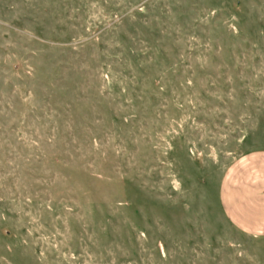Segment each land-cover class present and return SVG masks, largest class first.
<instances>
[{
  "label": "rangeland",
  "instance_id": "1",
  "mask_svg": "<svg viewBox=\"0 0 264 264\" xmlns=\"http://www.w3.org/2000/svg\"><path fill=\"white\" fill-rule=\"evenodd\" d=\"M257 153L264 0H0V264H264Z\"/></svg>",
  "mask_w": 264,
  "mask_h": 264
},
{
  "label": "crops",
  "instance_id": "2",
  "mask_svg": "<svg viewBox=\"0 0 264 264\" xmlns=\"http://www.w3.org/2000/svg\"><path fill=\"white\" fill-rule=\"evenodd\" d=\"M220 203L234 228L255 236L264 234V153L235 161L222 182Z\"/></svg>",
  "mask_w": 264,
  "mask_h": 264
}]
</instances>
